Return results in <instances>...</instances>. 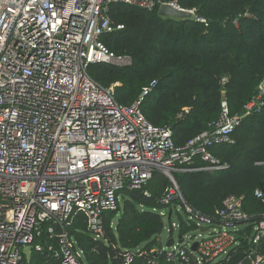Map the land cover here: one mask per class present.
Instances as JSON below:
<instances>
[{
  "label": "built area",
  "instance_id": "built-area-1",
  "mask_svg": "<svg viewBox=\"0 0 264 264\" xmlns=\"http://www.w3.org/2000/svg\"><path fill=\"white\" fill-rule=\"evenodd\" d=\"M116 2L149 10L164 3L182 8L176 1L154 0H0V264H20L27 247H47L62 264H86L83 250L67 236L60 238L59 249L42 237L77 210L101 237L102 216L118 208L121 192L142 188L158 171L173 182L163 202L184 201L172 172L196 157L210 163L209 170L221 169L213 149L232 144L242 118L263 104L264 79L242 115L231 116L223 101L212 130L177 145L172 129L153 125L140 108L157 80L123 106L115 98L117 83L105 88L88 72L93 63H132L131 56L116 54L101 40L124 28L109 14ZM255 195L264 204V190ZM243 203V196H227L216 210L223 220L218 225L199 212L191 214L199 227L196 248V237L184 235L183 243L164 245L159 254L172 264L224 263L239 252L237 232L248 218ZM185 210L193 213L188 204ZM46 221L51 223L45 229ZM263 237L264 219L250 239L258 244ZM245 252L246 264H264V255ZM134 260L128 252L124 264Z\"/></svg>",
  "mask_w": 264,
  "mask_h": 264
},
{
  "label": "trees",
  "instance_id": "trees-1",
  "mask_svg": "<svg viewBox=\"0 0 264 264\" xmlns=\"http://www.w3.org/2000/svg\"><path fill=\"white\" fill-rule=\"evenodd\" d=\"M176 1L192 10L191 18H174L123 2L113 3L110 17L123 29L101 36L104 44L118 55H129L132 63L118 66L93 63L88 72L101 86H115V98L123 106L137 101L143 89L157 80L155 88L143 98L140 108L149 122L170 127L177 145L213 129L226 101L231 116L242 115L245 106L260 94L264 79V0H154ZM201 18V19H198ZM263 104L242 118L232 133V144H220L213 153L222 165L209 170L210 163L196 157L179 164L172 174L183 197L163 202L165 190L173 185L162 172L140 189L121 192L118 208L106 211L104 232L96 238L88 216L75 211L63 224H55L53 234L43 242L59 249L65 235L74 248L84 252L86 264H124L128 252L133 264H172L159 250L164 247L165 228L161 214L166 211L173 232L177 215L179 233L199 231L191 214L199 212L212 223L222 224L216 214L229 195L243 196L247 220L239 225L238 251L253 249L264 255V237L253 244L255 225L264 219V204L255 195L264 190V93ZM185 204L193 213L185 210ZM185 213V215H183ZM43 223V227L50 224ZM172 236V234H171ZM20 264H62L47 247L23 253Z\"/></svg>",
  "mask_w": 264,
  "mask_h": 264
},
{
  "label": "water",
  "instance_id": "water-1",
  "mask_svg": "<svg viewBox=\"0 0 264 264\" xmlns=\"http://www.w3.org/2000/svg\"><path fill=\"white\" fill-rule=\"evenodd\" d=\"M158 14L162 16H167V17H174V18H191L193 16V11L184 9V8H176L171 4L164 3L158 8ZM259 89V87H258ZM208 228H203L202 230H207ZM178 242L183 243L184 241V236L182 234H178ZM175 239L171 238L167 243L166 246L169 247L174 243ZM196 242L193 244L192 249L196 248ZM246 257V252L241 251L238 252L231 257H229L224 263L221 264H246L244 262Z\"/></svg>",
  "mask_w": 264,
  "mask_h": 264
},
{
  "label": "rangeland",
  "instance_id": "rangeland-1",
  "mask_svg": "<svg viewBox=\"0 0 264 264\" xmlns=\"http://www.w3.org/2000/svg\"><path fill=\"white\" fill-rule=\"evenodd\" d=\"M183 215H185V213H183ZM172 219H173L172 220L173 222L178 221L177 215H174ZM164 223H165V228H164V230H163V232H162V234L160 236H161L164 244L166 245V243L168 242V240L170 238L178 239L177 237H178V234H179V228L175 227L173 229V232L171 233L170 230H169L170 223H169L168 217L164 218ZM198 233H199V231H194L193 233H189L186 236H187V238L196 237L194 241L197 242V241L200 240V237L198 236ZM171 234H172V236H171ZM26 252H27V255L29 256L30 253H31V247H27L26 248Z\"/></svg>",
  "mask_w": 264,
  "mask_h": 264
},
{
  "label": "crops",
  "instance_id": "crops-1",
  "mask_svg": "<svg viewBox=\"0 0 264 264\" xmlns=\"http://www.w3.org/2000/svg\"><path fill=\"white\" fill-rule=\"evenodd\" d=\"M174 228H175V227H174ZM183 236H184V235H183ZM170 237H171V236H170ZM161 239H162V238H161ZM170 239H171V238H170ZM170 239H169V240H170ZM169 240H168V241H169ZM162 242H163V240H162ZM175 242H178V239H175ZM163 243H164V242H163Z\"/></svg>",
  "mask_w": 264,
  "mask_h": 264
}]
</instances>
